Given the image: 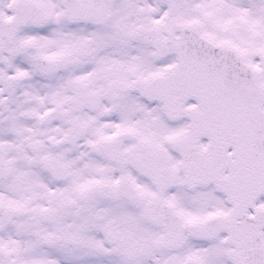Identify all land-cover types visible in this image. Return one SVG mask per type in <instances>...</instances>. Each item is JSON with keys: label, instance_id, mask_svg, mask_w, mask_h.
Here are the masks:
<instances>
[{"label": "snow or ice", "instance_id": "snow-or-ice-1", "mask_svg": "<svg viewBox=\"0 0 264 264\" xmlns=\"http://www.w3.org/2000/svg\"><path fill=\"white\" fill-rule=\"evenodd\" d=\"M0 264H264V0H0Z\"/></svg>", "mask_w": 264, "mask_h": 264}]
</instances>
